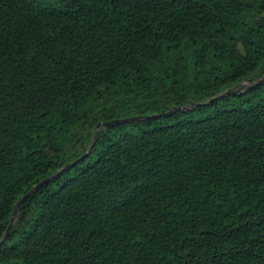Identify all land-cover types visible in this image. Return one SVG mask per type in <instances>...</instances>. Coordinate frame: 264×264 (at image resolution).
I'll return each instance as SVG.
<instances>
[{
    "label": "trees",
    "instance_id": "obj_1",
    "mask_svg": "<svg viewBox=\"0 0 264 264\" xmlns=\"http://www.w3.org/2000/svg\"><path fill=\"white\" fill-rule=\"evenodd\" d=\"M264 0H0V264H264Z\"/></svg>",
    "mask_w": 264,
    "mask_h": 264
},
{
    "label": "water",
    "instance_id": "obj_2",
    "mask_svg": "<svg viewBox=\"0 0 264 264\" xmlns=\"http://www.w3.org/2000/svg\"><path fill=\"white\" fill-rule=\"evenodd\" d=\"M252 81L249 80L248 82H245V83H248L249 84V88H252V87H256V86H259V85H262L264 84V77L261 78L259 81L253 83L252 85H250ZM244 84V83H242ZM241 84V85H242ZM234 91L230 90L228 91L227 93L225 94H222V95H219L215 98H213L211 101H209L208 103H200V104H192V105H189V106H184V107H176V108H173L171 111L167 112V113H162V114H156V115H152V116H145V117H134V118H127V119H117V120H114V121H110V122H104V123H100L98 126H97V135L95 137V141L93 143V145L91 146L90 150L85 154L83 155L80 159H78L77 161L73 162L72 164L68 165L67 167H65L64 169H62L61 171H59L58 173H56L55 175H53L52 177L48 178V179H45L44 181H42L40 184H38L37 186H35L28 194H26L20 201L19 203L17 204L16 208H15V212H14V215H13V218H12V223L10 225V228L6 234V236L4 237V239L0 242V247L4 244L6 238H7V235L9 234V231L10 229L12 228L13 224H14V221L18 215V212L21 208V206L26 202V200L31 196L33 195L35 192L39 191L45 184H47L48 182L54 180L55 178L59 177L61 174H63L65 171L69 170L70 168L74 167L76 164H78L80 161H82L85 157H87L94 145H95V142L97 140V137H98V133H99V130L101 128V126H104V127H112L114 125H118V124H124V123H128V122H132V121H135V120H139L141 118H145V119H155V118H159V117H163V116H170L172 115L174 112L178 111V110H191V109H194L198 106H201V105H206V104H209L211 102H215L219 99H222L224 98L225 96L227 95H230L232 94Z\"/></svg>",
    "mask_w": 264,
    "mask_h": 264
},
{
    "label": "rangeland",
    "instance_id": "obj_3",
    "mask_svg": "<svg viewBox=\"0 0 264 264\" xmlns=\"http://www.w3.org/2000/svg\"><path fill=\"white\" fill-rule=\"evenodd\" d=\"M248 85H249L248 83H244V84L241 85L240 89H242L243 87H247Z\"/></svg>",
    "mask_w": 264,
    "mask_h": 264
}]
</instances>
